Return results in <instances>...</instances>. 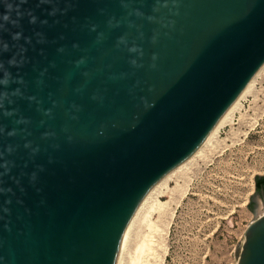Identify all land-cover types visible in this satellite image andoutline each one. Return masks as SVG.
<instances>
[{"label":"water","instance_id":"95a60500","mask_svg":"<svg viewBox=\"0 0 264 264\" xmlns=\"http://www.w3.org/2000/svg\"><path fill=\"white\" fill-rule=\"evenodd\" d=\"M263 64L264 0H0V264H116ZM253 215L236 264H264Z\"/></svg>","mask_w":264,"mask_h":264},{"label":"rangeland","instance_id":"374dc122","mask_svg":"<svg viewBox=\"0 0 264 264\" xmlns=\"http://www.w3.org/2000/svg\"><path fill=\"white\" fill-rule=\"evenodd\" d=\"M252 86L213 144L169 175L140 209L121 264H236L254 218L255 177L264 174V66ZM160 199L168 203L165 213L155 205ZM256 199L254 209H264ZM150 241L154 248L139 249Z\"/></svg>","mask_w":264,"mask_h":264},{"label":"bare ground","instance_id":"6f19581e","mask_svg":"<svg viewBox=\"0 0 264 264\" xmlns=\"http://www.w3.org/2000/svg\"><path fill=\"white\" fill-rule=\"evenodd\" d=\"M264 66V64L262 65V67ZM261 67V68H262ZM260 68V69H261ZM259 69V71H260ZM259 71H257V73L254 75V77L250 80V82L247 84V86L244 88V90L241 92V94L238 96V98L231 104V106L226 110V112L220 117V119L217 121L216 125L213 127V129L211 130V132L209 133V135L206 137V139L203 141V143L200 145V147L187 159L185 160L183 163H181L179 166H177L175 169H173L172 171H170L168 174H166L163 178H161L157 183H155L148 191L147 193L143 196V198L141 199V201L138 203V205L136 206V208L134 209L133 213L131 214L127 225L125 227L124 233L122 235L121 238V243H120V247H119V251H118V255H117V259H116V264H121L122 260V255L124 252V249L126 247V243H127V239L131 230V226L133 224V221H135V217L137 216L138 212L140 211V209L144 206V204L150 199L151 196H153V193L161 186L164 187L162 185L166 184L164 183L165 180L169 177V175H171L173 172H175L176 170L182 168L185 164L187 165V162L193 158L196 155H200L203 150L204 146H208V145H212V139H214L215 135L218 133V130L228 121H230L231 119V113L233 112V110L237 107V104L239 102V100L251 89V86L254 82L255 77L259 74ZM253 87V86H252ZM249 93V92H248ZM247 93V94H248ZM241 101V100H240ZM201 152V153H200ZM198 155V156H199ZM181 170V169H180ZM171 177V176H170ZM168 181V180H167ZM166 189V187H165ZM168 189V188H167ZM169 190V189H168ZM171 191L170 193H172L173 190H169ZM165 191L162 192V194H164ZM156 207H158L162 212H166V209L168 208V203H165L163 201L158 200L157 203L155 204ZM154 208V206H153ZM155 244V242L150 241L149 244L144 242L141 246H139V249L141 251H145L148 250L150 248V246L153 247V245ZM151 247V248H152ZM154 248V247H153ZM152 248V249H153ZM139 250V251H140ZM150 252V250H149ZM140 253V252H139ZM143 254V253H142ZM146 254V253H145ZM141 260V259H140ZM139 261V260H138Z\"/></svg>","mask_w":264,"mask_h":264},{"label":"flooded vegetation","instance_id":"af4514ba","mask_svg":"<svg viewBox=\"0 0 264 264\" xmlns=\"http://www.w3.org/2000/svg\"><path fill=\"white\" fill-rule=\"evenodd\" d=\"M255 178L254 181V195L250 199V208L254 210V206L256 205L257 199L256 197L260 198V201L264 204V191L262 188L264 179L263 177H258Z\"/></svg>","mask_w":264,"mask_h":264},{"label":"trees","instance_id":"16d2710c","mask_svg":"<svg viewBox=\"0 0 264 264\" xmlns=\"http://www.w3.org/2000/svg\"><path fill=\"white\" fill-rule=\"evenodd\" d=\"M255 178H257V177H255Z\"/></svg>","mask_w":264,"mask_h":264}]
</instances>
